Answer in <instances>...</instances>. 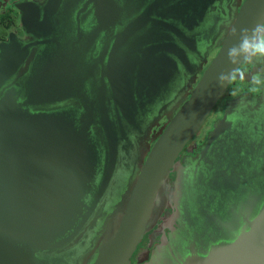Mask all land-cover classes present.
Masks as SVG:
<instances>
[{"label": "water", "instance_id": "water-1", "mask_svg": "<svg viewBox=\"0 0 264 264\" xmlns=\"http://www.w3.org/2000/svg\"><path fill=\"white\" fill-rule=\"evenodd\" d=\"M213 1L15 2L25 36L19 38L9 31L0 41V90L5 82L17 77L14 88L0 94V264H36L37 251H61L72 240H80V230L92 210L87 199L97 187V167L104 159L102 147L107 145L105 159L111 163L97 194L92 195L93 202L106 190L117 157L119 129L116 125L113 128V121L120 123L123 134L124 116L138 112L139 104L150 103L162 86L179 78L175 56L184 59L181 42H202L204 31L197 29ZM220 18L215 15L206 36L217 32ZM262 19L264 0L241 4L217 53L194 74L190 90L184 93L145 160L139 155L138 173L92 241L91 252L82 264H131L171 168L180 163L182 150L228 91L231 80L221 86L218 73H236L242 64L232 66L227 62L226 50L235 42L231 29L250 28ZM27 71L25 79L20 80ZM96 87L100 89L99 99L95 98ZM108 88L114 98L108 96ZM149 97L151 100L145 101ZM52 103L57 104L56 109H44L45 104ZM111 103L119 120L112 116L108 107ZM229 104L225 103L223 116L215 120L202 145V156L220 141L229 122ZM227 167L225 163L215 166L212 178L217 185ZM258 170L253 166L256 182L264 187ZM258 220L264 235V205ZM246 252L255 255L245 257ZM263 261L264 239L249 242L237 238L184 264Z\"/></svg>", "mask_w": 264, "mask_h": 264}, {"label": "flooded vegetation", "instance_id": "flooded-vegetation-1", "mask_svg": "<svg viewBox=\"0 0 264 264\" xmlns=\"http://www.w3.org/2000/svg\"><path fill=\"white\" fill-rule=\"evenodd\" d=\"M17 1L21 0H0V23L4 26L0 41L8 37L9 31L15 32L19 38L25 36L15 10L14 4ZM244 1L214 0L205 12L203 24L197 29L198 32L204 31L202 42L199 45L194 44V40L189 45L181 42L185 49L184 55L182 54L184 59L175 56L180 66L179 78L162 86L151 104H139L138 112L125 115L121 122L124 126L123 134L120 123L113 121V128L116 125V130L117 127L119 129L117 157L112 172L107 177L106 190L99 200L93 202L92 195L97 194V187H100L101 180L108 175L111 163L110 159H105L107 145L102 147L104 159L97 167V187L95 193L87 199L92 210L88 221L80 230V240H72L61 251L55 248L37 251L36 264H76V260L79 261L78 264H82L84 257L90 254L91 251L88 250L92 241L106 219L117 209L122 193L129 190L131 178L138 173L137 159L143 144L140 141H144L147 133H152L155 137L159 135L165 120L160 125L155 124L174 105L178 106L183 101L184 93L190 90V83L195 78L194 74L202 63L205 68L206 62L217 53V47L227 32L226 28L232 24L236 11ZM217 14L221 17L217 32L213 36H206V30L215 23L214 17ZM261 71H264V63L242 62L223 99L216 105L198 134L182 150L180 163H174L171 168L170 175L174 178L167 182L165 191L164 188L160 191L156 208H153L137 249L131 256V264H184L191 257L207 256L212 248H217L222 242H231L237 238L248 239L249 242L264 239L258 220L264 205V187L256 182L257 176L253 171V166L259 169L257 174H262L264 184V85H254L252 82V76ZM28 72L20 80H24ZM240 72L244 73L243 79L240 78ZM200 75L201 72L198 77ZM16 79L14 76L5 82L0 94L3 90L6 92L14 88ZM96 89L95 98L99 99L100 89ZM101 91L104 95L102 89ZM108 96L114 98L110 88ZM40 98L36 96V99ZM149 100L150 97L145 101ZM226 102L231 103L227 108L226 122H229L224 125L217 146L202 156L201 147L215 120L223 116ZM44 106L45 110L53 107L54 110L57 104ZM108 107H111L114 119L119 120L112 103ZM221 163L228 167L225 177L217 185L212 175L215 166ZM226 178L234 179L226 181ZM252 255L255 253H245V257Z\"/></svg>", "mask_w": 264, "mask_h": 264}, {"label": "clouds", "instance_id": "clouds-1", "mask_svg": "<svg viewBox=\"0 0 264 264\" xmlns=\"http://www.w3.org/2000/svg\"><path fill=\"white\" fill-rule=\"evenodd\" d=\"M231 36L235 42L226 50L227 62L232 66H239L246 61L249 64L264 63V19L252 27L231 29ZM236 73L232 70L222 71L217 75L218 83L223 86L226 82L235 78ZM244 78V73H239ZM254 85H264V71L255 73L252 76Z\"/></svg>", "mask_w": 264, "mask_h": 264}, {"label": "rangeland", "instance_id": "rangeland-1", "mask_svg": "<svg viewBox=\"0 0 264 264\" xmlns=\"http://www.w3.org/2000/svg\"><path fill=\"white\" fill-rule=\"evenodd\" d=\"M237 0H235V2H236ZM3 25L0 23V35H1V33L2 32H4L3 31ZM178 106H176V105H174V107H173V109L169 112V113H166V114H164L161 118H160V120L155 124V125H160L161 123L160 122H163L164 120H165V122L163 123V125L161 126V130H160V132L163 130V128L165 127V125H166V123H167V121L172 117V115L174 114V111H175V109L177 108ZM160 135V134H159ZM158 135V136H159ZM158 136L157 137H155V135H153L152 133H147V136H146V138L144 139V141L142 142V141H140V144H142V152L140 153V155H141V160L142 159H144V157H146V155L149 153V151H150V149H151V147H152V144L156 141V139L158 138ZM141 140V139H140ZM140 167V164L138 165V168ZM135 176H133V178H134ZM170 178L171 179H173L174 178V176H171L170 174H169V176L167 177V182L170 180ZM167 182H166V184H165V186L163 187L164 188V191H165V189H166V185H167ZM162 188V189H163ZM164 200V199H163ZM166 201V200H165ZM171 201H172V197H171ZM165 203V202H164ZM160 209H162V207L161 208H159V212H160Z\"/></svg>", "mask_w": 264, "mask_h": 264}]
</instances>
